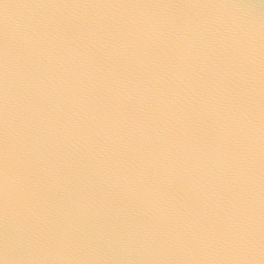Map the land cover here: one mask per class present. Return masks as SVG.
<instances>
[{"label":"water","instance_id":"water-1","mask_svg":"<svg viewBox=\"0 0 264 264\" xmlns=\"http://www.w3.org/2000/svg\"><path fill=\"white\" fill-rule=\"evenodd\" d=\"M0 264H264V0H0Z\"/></svg>","mask_w":264,"mask_h":264}]
</instances>
